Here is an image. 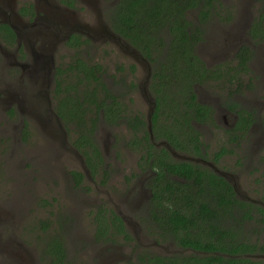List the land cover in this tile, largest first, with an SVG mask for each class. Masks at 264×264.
I'll list each match as a JSON object with an SVG mask.
<instances>
[{
	"label": "rangeland",
	"instance_id": "rangeland-1",
	"mask_svg": "<svg viewBox=\"0 0 264 264\" xmlns=\"http://www.w3.org/2000/svg\"><path fill=\"white\" fill-rule=\"evenodd\" d=\"M113 6L101 12V19L100 12H97V19L96 11L85 2L79 1L75 9L77 14L92 15L91 23L99 20L109 23V12ZM261 6L257 0H218L209 21L203 24L204 38L198 44V53L207 64L222 68L236 65L238 48L243 44L249 45L254 51L249 66L255 77L252 74L253 79L250 77L248 81L249 75L241 73L242 80L235 78L229 83L197 84L194 88L197 100L215 111L218 109L221 117V121L209 123L207 128L200 126L203 149L207 154L196 158L213 160V154L223 147H234L235 153L226 154L216 166L228 172V179L232 178L239 198L264 207V43L255 42L248 34ZM98 7L101 11L102 7ZM195 15L197 13H193L191 18ZM77 17L79 20L80 16ZM85 28L81 26L78 30ZM90 39L71 48L65 43L63 45L62 42L67 41L64 34L56 36L52 41L54 64L67 67L78 57L89 63L101 64L105 79L119 96L127 116L142 115L148 123L147 115L155 95L149 88L150 72L141 71L143 59L134 48L127 47L135 53L137 61L131 53L121 52L108 41L94 42V38ZM121 40L123 45L129 43ZM0 57L2 90L16 83L19 75H14L8 60L3 61V56ZM134 64L135 72L131 70ZM22 78L27 82L29 77L23 75ZM29 85L32 84L16 91L15 100L10 105L15 104L12 118L7 115L9 103L3 101L0 104V264H133L147 253L191 254L192 250H184L172 239L160 238L163 232L159 227H147L154 223L148 216L153 195L150 186L152 174L144 162L145 153L133 144L144 133L134 135L124 121L118 125L98 124L96 140L104 160L92 174L91 169L90 172L87 170L89 166L82 152L72 147L82 128L76 122L51 121L54 118L51 113H58L55 78L52 81L49 77L47 79V95L44 90L39 92L38 96L44 98L39 107H33L35 99L28 93ZM169 94L168 110L170 105L174 107L171 98L177 97L183 111L186 105L181 93L172 91ZM232 101L252 112L255 118L246 131L238 132L241 135L234 146L229 143L228 127L232 126L229 123L237 115L224 107ZM49 107L51 110L47 109ZM161 121L172 125L174 114L168 118L162 116ZM46 122L56 126H46ZM50 128L58 131L60 141H54ZM182 155L193 157L191 153ZM73 171L84 174L81 184L75 182ZM119 204L121 213L133 219L129 220L132 232L129 233L133 240L125 241L118 237L108 242L96 241V211L100 208L117 211ZM45 222H49L46 230L43 229ZM243 231L242 240L264 243V226L256 219L246 222ZM55 235L68 251L65 262H54L55 257L47 253L46 245ZM115 248L119 251L117 256ZM261 255L253 254L254 262L241 264H264V256Z\"/></svg>",
	"mask_w": 264,
	"mask_h": 264
},
{
	"label": "trees",
	"instance_id": "trees-1",
	"mask_svg": "<svg viewBox=\"0 0 264 264\" xmlns=\"http://www.w3.org/2000/svg\"><path fill=\"white\" fill-rule=\"evenodd\" d=\"M111 1H116L108 17L112 30L127 40L152 66L149 88L156 99L152 116L154 136L166 139L176 149L187 150L185 138L179 139V134L187 128L185 137L192 140L191 149L199 151V131L194 134L196 131L192 120L214 124L215 110L197 100L194 87L218 81L229 83L235 78L241 79V73L250 75L249 63L254 51L249 45H241L235 54L236 65L223 68L209 66L200 56L198 44L204 38L203 24L209 21L218 0ZM257 1L262 6L249 26L248 34L255 42L264 43V0ZM62 2L74 6L76 0ZM193 13L197 15L191 18ZM5 28L13 37L11 28ZM82 38V35H75L69 44L78 47L89 41L88 38ZM131 70L135 72V64ZM103 72L101 64L89 63L81 57L67 67L56 68L57 112L66 124L76 122L82 128L73 142L74 146L82 152L94 174L104 160L96 140V129L101 117L112 124L126 122L134 135L144 133L133 144L148 150L144 162L154 172L150 179L153 195L148 216L162 230V239H172L184 250L193 251L188 255L184 252L147 253L133 264H241L254 262L253 254H264V243L241 239L246 222L256 219L264 226V207L239 198L234 186L211 169L189 161L178 162L165 148H162L163 153H153L156 147L146 130L148 123L145 117L127 116L123 103L109 86ZM172 91L181 93L186 105L183 111L177 97L171 98L174 107L170 105L168 110L167 98ZM234 105L236 103L233 101L226 103L233 111L236 110ZM172 109L179 113H173ZM238 113V125L233 132H229L232 146L237 144L241 135L237 131H246L254 121L249 111L242 108ZM172 114L175 118L172 125L160 122L162 116L168 118ZM87 124L90 126L87 127ZM220 151L215 153L216 161L228 152H233L234 147H223ZM73 174L76 181L82 183L84 174L80 171H73ZM111 213L113 224L122 221L114 210ZM98 214H103V211ZM103 224L105 220L101 221V235L107 232ZM48 228L49 222H45L43 229ZM118 232L124 234L127 241L133 240L125 227L119 228ZM97 238L103 239L100 235ZM46 247L47 253L55 257L54 262H65L67 251L58 236H53Z\"/></svg>",
	"mask_w": 264,
	"mask_h": 264
},
{
	"label": "flooded vegetation",
	"instance_id": "flooded-vegetation-1",
	"mask_svg": "<svg viewBox=\"0 0 264 264\" xmlns=\"http://www.w3.org/2000/svg\"><path fill=\"white\" fill-rule=\"evenodd\" d=\"M79 1L85 2L88 5H91L93 9L96 11L97 19L99 14L97 12H100V19L102 18V13L105 11V8H110V6L114 5L116 1L111 0H76L74 6H70L66 3H63L62 0H0V56H3V61L8 60V63H10V70L13 72V74L19 75V79L16 83H11L12 86L6 87L2 90H0V104H3L4 102H8L9 105L6 107L7 115L9 118H12V112L15 108V104L11 107L10 105L13 104L15 100V94L16 91L19 89L26 88L27 84H32L27 87L29 89L28 93L31 97H33L35 102L33 103V107H39L41 106V102L44 101L42 96H38L39 92L45 91V94L47 95L48 90L46 86V82L48 77L52 80L55 78L56 73V64H54V51L55 48L53 47L52 41L56 36H59L61 34H64L65 37H67V41L62 42L63 45L65 43V46H70L71 48L75 47L69 44V40L72 37H75V35H82V39H89L94 38V42H102V41H108L110 42L114 47L115 45L121 50V52H124L125 54H132L134 56V52L130 49H133L134 47L131 46L127 41V45H123L124 43L121 42L122 38L116 35V33L112 30L109 23H103L98 21V23H91L92 15H88L86 13H78L75 9V7L78 6ZM98 6H101L102 9L100 11V8ZM103 10V11H102ZM91 14V12H90ZM77 15L80 16V19L78 20ZM91 20V22L89 21ZM252 25V24H251ZM6 26L11 28V31L13 32V37L9 32L6 31ZM84 26L86 27L85 30H78V27ZM124 40V39H123ZM67 44V45H66ZM85 43H82L83 45ZM80 45V46H81ZM126 46V47H122ZM129 47V48H127ZM134 50V49H133ZM134 53V54H133ZM130 54V55H131ZM141 59H143V66L144 68L141 70L143 73L147 70V72H151L152 66L148 62L146 58L143 56H140ZM136 60V56H134ZM1 61V57H0ZM52 62V64H48V62ZM137 61V60H136ZM255 77V74L250 71V75L248 78V81H250V77ZM23 75H27L29 78L27 79V82L25 81ZM104 75V73H103ZM151 75V74H150ZM105 77V75H104ZM150 77V76H149ZM106 78V77H105ZM49 81V80H48ZM34 83L37 85L34 86ZM261 83V82H259ZM263 84V83H262ZM9 86V85H8ZM261 87V86H260ZM47 99V98H46ZM236 103L235 101H233ZM235 106V105H234ZM226 110L230 112H236L237 118H233L231 123H229L228 131L233 132L235 127L238 125L240 114L238 113V110L244 109L241 105L238 106L236 103V110H230L228 106H224ZM47 109H50L47 108ZM51 110V109H50ZM250 115L254 118V115L252 112H249ZM54 115V118L51 119V121H54L56 123H62L63 119L60 117L58 113H51ZM102 116L103 110L101 111ZM214 121H221L220 113L218 112V109L214 112ZM46 120V119H45ZM50 119H48L49 121ZM238 120V121H237ZM255 120V118H254ZM228 121V120H227ZM64 122V121H63ZM101 122V123H100ZM99 124H104L106 126L108 125H117L107 122L106 119L101 117ZM254 122V121H253ZM65 123V122H64ZM236 123V126L233 127V125ZM192 124L194 127H196L198 130L195 131V135L197 134V131H199L198 134V140L197 143L200 147L199 151H196L192 148V140H188L189 138L185 137V133L187 131V128L179 134V139L185 138V147L187 146V150L182 149H176L173 150L176 153H191V156H193L194 159H183L184 157L174 156L172 151H170L164 144L160 143L161 141H167L166 139H157L155 136L154 140H151L156 147L155 150H152L153 153H163L162 148L167 149L168 153L171 154V157L175 159L176 161H189L194 164L202 165L204 168H208L213 170L218 175L224 176L233 186L234 189L237 192V188L235 184L233 183V180L231 177H228V172L219 169L216 165L218 162H220L223 157L226 155H223L219 161L215 160V153H220L221 151L215 152L213 155V160H209L206 158H202L203 160H199L196 158V156H205L207 154V151L204 148L203 141H202V133L200 130V126L203 128H207V122L201 123L195 120H192ZM46 126H54L55 124L51 122H46ZM56 126V125H55ZM51 131L54 133V141H60L61 135L58 133V131L55 130V128H50ZM189 131V130H188ZM149 132V131H148ZM239 132V131H237ZM150 134V133H149ZM151 139V138H150ZM188 140V141H187ZM168 142V141H167ZM238 142V141H237ZM171 145V144H170ZM76 151L80 152L78 148H76L73 144L72 146ZM139 149H141V153H148L147 149H142V146H137ZM193 153V154H192ZM195 153H201V154H195ZM235 153V149L233 152H228L227 154ZM209 162V163H208ZM86 163V161H85ZM212 165H211V164ZM87 167V166H86ZM89 167H87V170L90 172ZM224 172L226 176L221 173ZM151 174H154V172L151 170ZM178 178V177H175ZM75 182L77 185L79 184L76 179ZM81 184V183H80ZM243 199V198H241ZM245 200V199H243ZM124 206L125 204L122 203ZM121 204H119L117 207V211L114 209H106V208H100L96 211L95 215V240L96 241H104L108 242L111 240H114L115 238H122L125 241L124 234L119 233L118 229L122 226L125 227L127 231L132 233L129 230L130 227V221L133 220L132 217H128L127 215L122 214L121 210L118 209ZM114 210L120 217L121 222L118 220L116 221V224L112 223V213L111 211ZM100 211H103V214L99 215L98 213ZM102 227L106 228V236L101 235V232L99 231L101 227V221L104 222ZM158 225L151 222L150 226H147L148 229H152ZM160 229V228H159ZM161 230V229H160ZM162 231V230H161ZM162 233H160L161 235ZM100 235L103 239L98 240L97 236ZM108 237H113L112 239H107ZM161 238V237H160ZM64 247L66 248L65 244ZM116 249V248H115ZM67 251V250H66ZM68 253V251H67ZM119 251L116 249L115 255ZM170 254V253H165Z\"/></svg>",
	"mask_w": 264,
	"mask_h": 264
},
{
	"label": "water",
	"instance_id": "water-1",
	"mask_svg": "<svg viewBox=\"0 0 264 264\" xmlns=\"http://www.w3.org/2000/svg\"><path fill=\"white\" fill-rule=\"evenodd\" d=\"M134 50L140 55V56H142L141 54H140V52L137 50V49H135L134 48ZM143 63V62H142ZM155 108H156V100L155 99H153L152 100V104H151V107H150V110L148 111V115H147V119H148V131H149V133H150V138H151V140H154L155 139V136H154V132H153V125H152V116H153V113H154V111H155ZM160 143H162V144H164L170 151H172L173 153V155L175 156H179V157H184L185 159H195V158H193V157H190V156H183L182 155V153H176V152H174L173 150H175L173 147H172V145H170V143L169 142H167V141H161ZM209 163V162H208ZM211 164V163H210ZM212 165V164H211ZM221 173H223L225 176H226V174L224 173V172H221ZM227 177V176H226ZM228 178V177H227ZM261 256H264V254L263 255H261Z\"/></svg>",
	"mask_w": 264,
	"mask_h": 264
}]
</instances>
